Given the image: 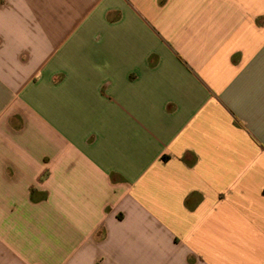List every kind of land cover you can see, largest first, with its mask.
Masks as SVG:
<instances>
[{"label":"crops","instance_id":"0c3cea01","mask_svg":"<svg viewBox=\"0 0 264 264\" xmlns=\"http://www.w3.org/2000/svg\"><path fill=\"white\" fill-rule=\"evenodd\" d=\"M0 264H264V0H0Z\"/></svg>","mask_w":264,"mask_h":264}]
</instances>
